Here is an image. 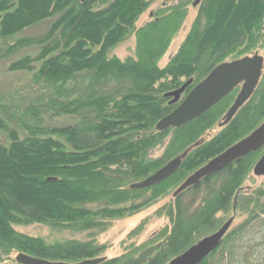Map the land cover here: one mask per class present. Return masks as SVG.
<instances>
[{
	"label": "trees",
	"instance_id": "1",
	"mask_svg": "<svg viewBox=\"0 0 264 264\" xmlns=\"http://www.w3.org/2000/svg\"><path fill=\"white\" fill-rule=\"evenodd\" d=\"M151 2L0 0V63L31 77L24 86L0 89L1 264H15L14 254L63 263L105 257L98 235L169 195L154 213L168 225L101 264L142 253L134 264H168L231 219L220 247L201 264H264L251 239L264 227V184L242 191L264 149L174 197L191 175L264 123V73L229 124L220 127L240 89L181 128L156 129L177 108L168 93L193 80L188 94L220 64L264 50V0H203L190 33L164 66L188 2L137 28ZM43 23L45 33L21 36ZM132 36L134 57L111 56ZM167 139L162 155L153 157ZM179 157L182 164L169 179L134 188ZM33 224L86 237L49 243L16 230ZM143 225L129 236H139Z\"/></svg>",
	"mask_w": 264,
	"mask_h": 264
},
{
	"label": "water",
	"instance_id": "2",
	"mask_svg": "<svg viewBox=\"0 0 264 264\" xmlns=\"http://www.w3.org/2000/svg\"><path fill=\"white\" fill-rule=\"evenodd\" d=\"M199 1L200 0H197L194 5L196 6ZM263 71L264 58L258 54L222 63L214 68L211 73L201 83L195 86L187 97L182 100L183 94L193 83V80L188 81L180 89L166 95L167 98L171 99L170 105L178 104L179 106L171 114L159 121L156 127L157 131L165 132L169 129H177L187 125L201 117L215 105L226 99L233 91L241 87L238 97L223 118L220 127L229 124L237 112L253 96L262 78ZM262 149H264V123L247 138L238 142L191 175L177 189L174 193V197L184 193L204 179L217 174L236 161ZM181 164L182 158L179 157L160 169L156 174L136 184L134 188L145 189L164 182L178 171ZM254 174L258 177L264 176V154L255 166ZM232 224L233 219L228 221L218 232L202 239L168 264H201L220 247L224 237L232 227ZM105 260V258H99L86 260L80 263H63L45 261L25 254H19L16 257V264H101Z\"/></svg>",
	"mask_w": 264,
	"mask_h": 264
},
{
	"label": "rangeland",
	"instance_id": "3",
	"mask_svg": "<svg viewBox=\"0 0 264 264\" xmlns=\"http://www.w3.org/2000/svg\"><path fill=\"white\" fill-rule=\"evenodd\" d=\"M151 5L148 8V10L140 17L139 21L136 24L137 28H141L143 26H146L148 23H151L155 21L159 15L158 12L165 9L166 7H172L175 5H178L182 1L188 2V14L187 17L183 23V27L181 28L180 32L174 36L170 48L168 52L163 56V58L160 61V66H164L168 63L170 58L177 53L182 43L187 38L188 34L190 33L196 19L200 15V11L202 10L203 4L199 5L197 8L193 7V4L197 0H180V1H170L167 2L165 0H151ZM165 4V6H164ZM153 13V17L151 14ZM157 15V16H156ZM44 24V25H43ZM41 26L32 28L26 32H24L21 36L25 37H36L43 33H45L48 29V24L43 23ZM136 49V38L132 36L125 42H123L121 45H119L117 48H115L112 51L111 56H115L119 58L120 60H126L129 57H134ZM258 53L259 55L264 56V50H259L254 54ZM7 63L1 62L0 63V89L1 90H9L18 88L20 86L26 85L30 80V75L27 73H16L12 74L9 71H7ZM58 124H68V123H62V121H57ZM218 132V128L212 130L209 132L205 139L209 140L213 138V136ZM168 142V139L165 141V144L162 148L157 150L152 154L153 157H159L164 152L165 146ZM264 184V177H258L254 174V172H251L249 174V178L243 185L242 191H248L253 190L255 188L260 187ZM173 198L172 195H169L166 198H163L155 205L151 206L150 208H147L134 216L126 217L124 219H120L112 223L110 228L106 233L100 234L97 236V240L102 243L106 244L107 251L105 253V257L108 259L121 257L126 254L127 248H130L132 246H139L148 239H150L153 235H155L157 232H159L162 228L166 227L168 225V221L165 218H156L154 217V213L162 207L164 204L169 202ZM145 222V225L142 223ZM237 222H235V225ZM140 225H143L141 227L140 235L139 236H129L133 230L138 228ZM16 230L24 233L29 236L34 237H42L47 242L51 243L54 241L60 242V241H66V240H82L86 237V234H78L73 233L70 231H63L58 232L54 231L46 226L43 225H26V226H18L16 227ZM264 236V227H260L256 230L254 237L251 239H254L255 244L259 245L258 250H261L260 252H264V246H261L262 237ZM12 257H16V254L12 255ZM143 253L133 257L122 264H134L138 262V260H141L143 258ZM11 263V261H10ZM1 264V263H0Z\"/></svg>",
	"mask_w": 264,
	"mask_h": 264
},
{
	"label": "flooded vegetation",
	"instance_id": "4",
	"mask_svg": "<svg viewBox=\"0 0 264 264\" xmlns=\"http://www.w3.org/2000/svg\"><path fill=\"white\" fill-rule=\"evenodd\" d=\"M165 1H166V0H165ZM170 1H173V0H170ZM170 1H166V3H167V2H170ZM176 1H180V0H176ZM194 4H195V3H194ZM194 4H193V7H194V8H197L199 5L203 4V0H200L196 6H195ZM164 6H165V4H164ZM200 12H201V11H200ZM151 16H152V17L154 16L153 13L151 14ZM257 54H258V53L254 54V55H257ZM254 55H251V56H254ZM258 55H259V54H258ZM259 56H261V57L264 58V56H262V55H259ZM263 73H264V71H263ZM262 76H263V74H262ZM261 79H262V78H261ZM260 81H261V80H260ZM259 84H260V82H259ZM259 84H258V85H259ZM257 87H258V86H257ZM256 89H257V88H256ZM255 91H256V90H255Z\"/></svg>",
	"mask_w": 264,
	"mask_h": 264
},
{
	"label": "bare ground",
	"instance_id": "5",
	"mask_svg": "<svg viewBox=\"0 0 264 264\" xmlns=\"http://www.w3.org/2000/svg\"><path fill=\"white\" fill-rule=\"evenodd\" d=\"M169 163H170V162H169ZM169 163H168V164H169ZM157 172H158V171H157ZM157 172H156V173H157ZM156 173H155V174H156ZM153 175H154V174H153ZM151 176H152V175H151ZM151 176H150V177H151ZM18 255H19V254H17L16 257H17ZM25 255H26V254H25ZM16 257H15V264H16ZM30 257H31V256H30ZM102 258H105L106 260L108 259V258H106V257H102ZM106 260H105V261H106ZM85 261H86V260H85ZM82 262H84V261H82Z\"/></svg>",
	"mask_w": 264,
	"mask_h": 264
}]
</instances>
